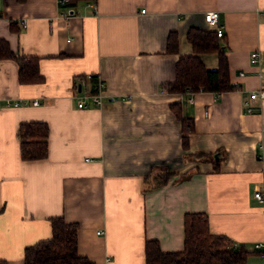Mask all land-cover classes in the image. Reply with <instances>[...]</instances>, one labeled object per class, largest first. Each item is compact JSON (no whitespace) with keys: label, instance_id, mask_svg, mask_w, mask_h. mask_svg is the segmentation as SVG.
Returning a JSON list of instances; mask_svg holds the SVG:
<instances>
[{"label":"crops","instance_id":"crops-1","mask_svg":"<svg viewBox=\"0 0 264 264\" xmlns=\"http://www.w3.org/2000/svg\"><path fill=\"white\" fill-rule=\"evenodd\" d=\"M87 1L63 19L56 0H0V37L38 56L43 77L20 83L16 62L0 59V260L23 264V248L49 237V218L62 216L78 224L77 252L93 264H144L146 239L181 250L184 213L204 212L212 233L249 250L239 264H264V98L243 105L264 88V0H95V10ZM209 10L223 25L236 87L165 91L178 57L193 53L188 28L212 29L203 19ZM170 31L175 53L166 51ZM199 57L217 68L216 52ZM86 73L104 82L102 104L77 108L91 85L80 79ZM5 98L27 103L4 106ZM180 116L194 126L186 149ZM23 121L47 123L45 157H20ZM206 154H216L217 168ZM163 170L172 177L149 186Z\"/></svg>","mask_w":264,"mask_h":264},{"label":"trees","instance_id":"trees-1","mask_svg":"<svg viewBox=\"0 0 264 264\" xmlns=\"http://www.w3.org/2000/svg\"><path fill=\"white\" fill-rule=\"evenodd\" d=\"M22 1V0H20ZM82 0H69L73 7ZM90 1V0H88ZM95 1V0H92ZM187 40L191 43L193 53L180 55L175 62V77L160 86L167 92L213 91L220 93L236 87L229 78L227 59V37L224 33L217 35L211 29L195 26L188 28ZM177 33L170 31L166 38V51L177 52ZM201 52H216L218 65L214 70L207 69L199 57ZM0 59H12L17 65V77L20 83H39L43 77L40 73L39 57L24 55L13 51L8 41L0 37ZM97 75L92 73L91 90L96 89ZM170 108L179 117V102H171ZM181 146L187 148L188 136L193 131L191 117H181ZM20 157L24 160L43 158L48 149V125L44 121H23L18 125ZM207 155V154H206ZM212 158L217 168L218 159ZM194 157L205 158L198 152ZM159 173V172H158ZM157 173V174H158ZM169 173V172H168ZM164 176L157 174L148 178L147 184L158 187L165 184L171 173ZM156 177V178H155ZM51 234L22 250L23 264H93L77 252L78 224L66 221L62 216L49 218ZM249 250L242 246H233V241L224 234L212 233L209 219L204 212H186L183 215V248L175 251H163L156 239L144 242V264H239L245 261ZM0 264H6L0 260Z\"/></svg>","mask_w":264,"mask_h":264},{"label":"built area","instance_id":"built-area-1","mask_svg":"<svg viewBox=\"0 0 264 264\" xmlns=\"http://www.w3.org/2000/svg\"><path fill=\"white\" fill-rule=\"evenodd\" d=\"M56 1L58 5L63 7V10L59 13V15L63 19H67L74 14L72 6L69 5V0H56ZM87 5L90 6L93 10L96 9L95 3L92 0L87 1ZM141 11H144V10L142 9ZM203 19L205 23L207 24V26H209L210 28L216 31L217 35H221L223 33V25L219 20V15L216 10H209V11L204 12ZM21 24L22 26H26L25 18L22 19ZM258 58H259L258 51L252 50L249 54V61L251 63H255L258 61ZM261 75L264 76V72H262ZM91 76H92V73H86L85 75L81 76L80 79L81 81L83 80L86 82L90 81L89 83H91ZM103 87H104V82L97 76L96 89L92 91L91 85H90L89 88H86L85 90H83V92L79 95L77 99L76 107L77 108H88L91 106H100L102 104ZM255 98H260V99L264 98V88H259L258 90L250 91L248 99L243 100V105L246 107L247 110L251 109L250 102ZM25 103H27V100H23V99L5 98L3 100L4 106H18V105H22ZM32 103L37 104V100H32ZM203 115L207 116L208 110L205 109L203 111ZM254 197L258 199L260 202L263 201V194L259 189L254 192ZM236 245L237 243L233 242V246H236ZM260 246H263L261 242H258L255 244V247H260ZM104 261L109 262L110 261L109 256H106L104 258Z\"/></svg>","mask_w":264,"mask_h":264},{"label":"rangeland","instance_id":"rangeland-1","mask_svg":"<svg viewBox=\"0 0 264 264\" xmlns=\"http://www.w3.org/2000/svg\"><path fill=\"white\" fill-rule=\"evenodd\" d=\"M168 173V171L167 170H163L162 172H159L158 174H157V176H164L165 174H167ZM170 173H168V175H169ZM170 177H172V176H169V178ZM156 178V177H155ZM177 178V177H176ZM176 178H174V179H176Z\"/></svg>","mask_w":264,"mask_h":264},{"label":"water","instance_id":"water-1","mask_svg":"<svg viewBox=\"0 0 264 264\" xmlns=\"http://www.w3.org/2000/svg\"><path fill=\"white\" fill-rule=\"evenodd\" d=\"M214 158H216V154L214 155Z\"/></svg>","mask_w":264,"mask_h":264}]
</instances>
